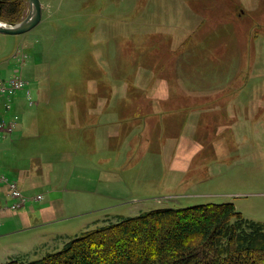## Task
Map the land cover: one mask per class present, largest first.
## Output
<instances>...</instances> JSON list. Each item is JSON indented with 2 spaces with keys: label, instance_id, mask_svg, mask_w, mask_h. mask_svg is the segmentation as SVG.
Wrapping results in <instances>:
<instances>
[{
  "label": "rangeland",
  "instance_id": "1",
  "mask_svg": "<svg viewBox=\"0 0 264 264\" xmlns=\"http://www.w3.org/2000/svg\"><path fill=\"white\" fill-rule=\"evenodd\" d=\"M40 1L43 6L42 19L34 29L27 34L15 36L0 33V79L19 75L27 82L24 90L9 96L12 110L7 116L11 119L17 117V129L9 138L18 142L30 135L25 138L26 144L16 147L19 157H35V161L40 159L45 171L54 168L56 162L58 172L55 176L64 173L60 170L63 165L64 169L73 167L77 163L76 159L81 158L87 161L86 167L91 168L87 177L92 178L85 190L82 188V191L71 193L72 195L64 193L65 188L70 190L69 186L56 189L54 187L50 190L49 187L41 185L34 189L32 193L35 196L42 195L44 200L32 201L27 205L34 207L33 214L27 217L28 228L16 233H22L17 236L22 241L20 250L35 253L37 258L24 261L39 260L47 255L48 251H60L68 240L85 231L111 222L116 223L123 217H135L140 213L161 208L233 204L235 210L246 219L264 223V42L260 33L252 35L251 50H247L246 46L241 47L234 51L235 58L233 56L227 60V57H221L224 50L214 51L210 47L207 50L202 45L196 48L195 44L198 43L214 45L215 40H209L200 32L198 33L201 36L197 37L201 41L196 40L194 30L201 19L195 11L182 5L183 0ZM215 1H219L216 3L219 6V15H215L218 22L226 18V13L234 11L238 16L243 15L242 11H248L249 17L243 21L241 30L250 31L255 25L264 22V0ZM204 4L206 3L199 2L197 10L203 9ZM190 5L195 6V3ZM29 10L30 5L24 0L20 13L14 17L21 22L28 16ZM9 19L10 16L7 20L0 21L11 24ZM224 26L222 27L225 28ZM185 29L194 33L187 36V40L184 39ZM222 38L220 34L216 40L221 41ZM230 39L231 36L227 40L232 45ZM89 46L96 48L95 55L93 49L88 50ZM89 57L94 63L100 62L101 71L84 63ZM211 58L219 59L224 69L211 70L207 65ZM196 59L203 64L195 65ZM88 66L91 67V72ZM99 73L101 81L104 80L105 83L93 84L92 78L98 79ZM92 75L94 76L91 77ZM135 77H138L137 82ZM132 79L135 82L133 84ZM97 85L102 91L121 93L130 91L132 85H138L143 91L148 85H155L159 90L182 88L190 92L200 90L203 93L228 87L232 88V91L243 92L240 95L244 97L241 100L245 110L235 103L233 119H228V108L218 114L202 109V118L197 112L196 116L193 113L190 116L181 115L178 108L170 109V114L163 115L157 114L159 110L147 104V99L135 100L127 114L114 115L117 112H108L101 117L102 122L108 124V129L114 128L118 133H121L119 128L122 125L123 140L113 139L110 144L108 138L97 144L85 143L84 152L80 150L74 154L72 163H69V157L64 161L54 158L51 165L50 158L45 155H48V151L58 155L57 151L62 146L57 144V141L64 143V139L57 137L62 125L46 122L42 119L41 110H50V115L52 112L62 111L65 101L72 100L57 94L93 91L97 89ZM28 91L31 92L33 101L39 100L41 104L47 103L41 100V96H51V104L29 107ZM257 92L260 100L252 97L253 93L255 95ZM209 99L204 98L202 101ZM183 101L179 102L185 103ZM171 105L173 106V102ZM118 111H122L121 105ZM34 118H40L38 123L45 129L39 136H35L33 130H28L29 127L33 128L31 123ZM189 121H192V125L193 122L202 123L201 130L198 127L193 135V131L189 132ZM229 122H236V129L226 130ZM69 123L73 122L67 120L66 125ZM126 125L128 128L131 126L130 128L138 129H134L131 135L130 129L125 128ZM51 128H55L52 130L57 132L51 131ZM184 129H187L189 135L188 146L183 148L179 144L171 145L174 139L182 136ZM136 132L141 143L135 154L130 153L133 155L130 157L133 162H141L133 170L137 178H128L121 184V178L113 180L107 173L102 172L101 176H98L102 167H109L118 162L119 152L125 161L126 154L132 152L131 147L134 148L130 140ZM127 134L131 136L126 139ZM158 136L160 139H157ZM52 143L55 145L52 146ZM148 147L151 151L155 149L156 153L163 149L168 150L172 158H179L183 154L193 156L185 163L172 161L169 169V166L162 164L160 155L145 153ZM19 157H16L17 161H20ZM9 159L12 158L0 157V165L6 168H3V171L7 173ZM35 161L27 166L35 167ZM179 164L187 167L182 176L174 173V168ZM127 165L129 164L126 163L125 166L128 167ZM52 174L49 177L52 180L49 181L54 185L57 181ZM169 174L171 175L168 176ZM164 175L167 180L163 179ZM74 177L68 169L63 182ZM99 192L106 195L100 196ZM51 234L52 237L58 235L52 239L48 248L41 246ZM35 241L40 245L33 246ZM2 258L0 255V259ZM1 263L7 262L0 260Z\"/></svg>",
  "mask_w": 264,
  "mask_h": 264
},
{
  "label": "crops",
  "instance_id": "2",
  "mask_svg": "<svg viewBox=\"0 0 264 264\" xmlns=\"http://www.w3.org/2000/svg\"><path fill=\"white\" fill-rule=\"evenodd\" d=\"M199 2L207 4V6H206V4H204L203 9H200V11L197 10V9H199L198 8ZM218 2L219 1L216 2L215 0H183V2H182L183 3L182 5L187 6L191 10L195 11V14H197V17L200 16L201 22L197 26V28H195V30H194L195 31L194 33L196 34V40L199 39V37H197V36H201L198 32L204 34L207 38H209V40L210 39L212 41L215 40L214 45L212 44L211 46L209 43L200 44V43H198V41L195 40L196 43H198V44H195L196 48H199V45H202V47L207 48V50L209 49V47L211 48V50H214V51L215 50H222V51L224 50V53H222L221 57L222 58L227 57V60H230V58L233 56L235 58V52L234 51H237L239 48L246 46L247 50L252 49L253 41H252L251 37L253 34H259L260 33L262 36V40L264 42V22H261L260 24L255 25V27L253 29H251L250 31L241 30V25H242L243 21L249 17L248 11H242V10L241 11L244 12L243 15L240 14V16H238L237 14L234 13L236 11H234L233 13L232 12L226 13L225 14L226 18L225 19L223 18L222 20H220V22H218L216 20V17H215V15H219V9H218L219 6H218V4H216ZM191 3L192 4L195 3V6L190 5ZM224 25H228V26H224ZM222 26H224L225 28H223ZM228 29H231L232 31H230ZM187 30L188 29H185V31H184V36H185L184 39H186L187 36L194 34L193 32L189 33ZM190 30L192 31L193 29H190ZM208 30H210V31H208ZM220 34L223 36V38L221 41H218L216 39H218V36ZM229 36H231L230 40L233 42L232 45L229 44V40H227ZM202 39H204V38H202ZM91 49H93V54L95 55L96 48H94L93 46H89L88 50H91ZM84 57H82V58H84ZM221 57H219V58H221ZM248 59H250V58L248 57ZM85 61H84V63H88V65H92L93 67H97L99 69V71H101V64L99 61L94 63V61L91 59V57L86 58ZM199 62H200L199 59L198 60L196 59L195 65H200V64L202 65L203 64L202 62H200V63ZM207 63H209L207 65H209L211 70H213V71H215V70L218 71V70H220V68L224 69V65L220 64L219 59H212L211 58L210 60H208ZM227 66H228V64H227ZM88 67H89V71L91 72L92 71L91 67L90 66H88ZM198 68H199V66H198ZM93 70L95 71V69H93ZM93 76L94 75H92L91 77H93ZM99 76H100V73H99ZM201 76H203V74H201ZM102 78H103V76H102ZM137 79H138V77H135V79H134L135 82H137ZM134 80L133 79L131 80L132 84H133ZM164 81H165V79H164ZM91 82L92 83L94 82L96 84L99 83V85L101 83H105L104 80L101 81V76L98 79L93 77ZM100 89L101 88L97 85V89L93 90V91L88 90L86 92H81L78 94L77 93L71 94L70 92L57 94L60 97H64L65 99L72 100V101H70V102L65 101V107L63 108V110L62 111L58 110L57 112L56 111L52 112L51 115H50V110H47L46 108L41 110L40 113L42 114L41 115L42 119H45L46 122H49V123L52 122V124L56 123V124L62 125V128L59 132H57L56 130H52L55 128H51V131H54V132L56 131L58 133L57 134L58 138L61 137L62 139H64V141H63L64 143L59 142V140L57 141L58 142L57 144L62 146V147H60L61 149L57 151V152H59L58 155L55 154L56 152H49V151L47 152L48 155H45V156L50 158L49 162H51V160H53L54 158H55V160L57 158V161H59V160L64 161L65 158L68 159V157H69L68 161H69V163H72L74 154H77L80 150L82 151V153L84 152L85 143L97 144L102 139H108V138H109V141H108L109 143L113 139H117V138L123 140V136L121 134L123 132V130L121 129L122 125L119 128L121 133H118V132H116L117 130H115V131L113 130L114 128L108 129V124L103 123L101 117L104 115H107L108 112H117L114 115H116V114H118V115L127 114L128 109L134 105L135 100L138 101L139 99H144V100L147 99L146 100L147 104H149L150 106L152 105V106H154V108L158 109L159 111L157 114H163V115L170 114L171 113L169 111L170 109L174 110V109L178 108L181 112V115H189L190 116V115L195 114L194 116H196L197 113H200L201 118H202V115H203L202 112H204L202 109L209 110L208 112L212 113V114H218V113H223L228 108V110H229L228 114H230L228 119H230V118L233 119L232 112H234L233 109H234L235 103L240 104V106L243 108V111L245 110L244 102L241 100L244 97L242 95H240L243 92L242 91H232V88L228 89V87L221 89V90H218V91L211 92V93H203L202 91L196 90V89H195L196 91L190 92L188 90H182V88L179 90H176V89L173 90V89H169V88L165 89V90H159V89L155 88V85H151V86L148 85L145 91L141 90L139 88V86L137 85L135 87L134 91H126L125 93L113 92L112 90L102 91ZM224 90H226V91H224ZM219 91H222V92H219ZM213 93H215V94H213ZM39 95H41V93H39ZM39 95H38V97H39ZM218 95H220V96H218ZM253 95H254V93H253ZM253 95H252V97H255V99L260 100L259 98H261V97L259 96L258 92L254 96ZM204 98H206V99L210 98V99L207 101H202ZM51 99H52L51 96H49V97L41 96V100H45L47 102L45 104L42 103L44 106H46V105L48 106L49 104H51L50 103ZM57 99H58V97H57ZM219 99H221V100H219ZM180 100H184L183 102H185V103L179 102ZM36 102H35L36 104L29 106V107H35V106L39 107L42 105L39 100H37ZM170 102L171 103L173 102V106L171 105ZM260 104H261V102L259 101V105ZM120 105L122 106V111H118V107ZM246 109H247V107H246ZM200 110H201V112H200ZM195 112H197V113H195ZM191 113H193V114H191ZM1 114H2V116L5 117V119H11V118H9V116H7L8 113H5L2 110H1ZM39 120H40V118L39 119L34 118L32 120L33 123H31L33 128L28 126L29 127L28 130L29 129L33 130V133L35 134V136H39L45 130L42 126H40V123H38V122H40ZM67 120H70L73 123H69L66 125ZM121 122H122V120H121ZM37 123H38V125H37ZM231 123L230 122L228 123L229 126L226 127V130L232 131V130L236 129V125H235L236 122H234L232 124ZM201 125H202V123L197 124L195 122H193V125H192V121H191L188 125V127H190L189 132L193 131L194 132L193 135H194L195 131L198 130V127L201 130V127H202ZM182 126H184V125H182ZM130 127L128 128L127 125L125 126V128L130 129V131H131L130 134L132 135L133 134L132 132L134 131V129H138V127H133V128H130ZM183 128L184 127H182V129ZM16 129H17V125H16L15 130L12 133H14L16 131ZM108 131H109V133L107 134ZM12 133H9L0 142V157H2V159H6L8 156H10V158H12V159H9L8 164H7V169L9 170V173L3 171V168L5 170H6V168L0 165V174L6 176L8 179L12 180L13 182H16L18 184L20 190L23 192L22 194L31 198L30 202L27 205H30V203H32V201H33L32 198L35 197V195L32 193L34 191V189H36V187H39L41 185L49 187L50 190H53L54 187L56 189V188H61L63 186H67V187L69 186L71 191L68 188H65L66 192H64V193L65 194H68V193L71 194V193H77L76 191H80V190L82 191V188H84V190H85V188H87L86 186H88L90 184L92 177L88 178L87 175H88V173L91 172V168L86 167L85 162H87V161H85L84 159H81V158L76 159L77 163H75L73 167L72 166H70V168L66 167L67 169H64L63 167H65V166L63 165V167H61L60 170H62L64 173L58 174L57 176H55V174L58 172V168L56 167V165H57L56 162H55L56 165L54 168H52V169L48 168L49 170L45 171V169H42L44 164H41L40 159L35 161V159H34L35 157H32V158H26L27 156L26 157H19V154H18L16 147H20L23 144H26L27 141L25 140V138L30 137V135H28L27 137H24L23 140H20L17 142L16 140L9 138L12 136ZM130 134H129V136H128V134L126 135V139L131 136ZM102 136H103V138H102ZM187 138H189V135L187 134V129H184V133L182 134V136L178 139H174L173 142H171V145L175 146L176 144H179L183 148H185L188 146V143H189V139H187ZM157 139H160V136H158ZM138 140H139V134L136 132L133 135V138L130 140L132 143L131 146H134V148L132 149V147H131L132 152H129L128 154H126L127 152L124 153L127 155L125 161L123 160L124 158L121 157V154L119 152L118 162L116 161L114 165H109V167H106V166L102 167L101 166L102 171L99 172L98 176H101L102 172H104L105 174L107 173L108 177L113 178V180L115 178H121V182H120L121 184L123 183V180H126L128 178H137V177H135L136 174L133 173V170L141 162H136V161L133 162V159H131V157L133 155L132 154L130 155V153L135 154V152H137V147L139 146V143H141ZM5 141H7V143ZM143 142H146V141H143ZM1 144H3V145H1ZM52 144H53L52 146L55 145V143H52ZM149 145H150V142H149L148 146ZM196 146H198V144H196ZM116 149H117V147H116ZM119 149L122 152V147H120ZM145 153L146 154H149V153L153 154L154 153L156 155L157 154L160 155L161 160H162V164L166 165L167 167L169 166V169H170V163L172 161L185 163V162L190 161L189 158H191L193 156V155L192 156L189 155L190 156L189 157L186 154H183V156H181V157L179 156V158H172L173 156L170 152H168V150L163 149V151L156 153L155 149H152V151H151L149 149V147ZM12 154H13V157H12ZM195 156H196V152H194V158H195ZM16 157H19V159L21 158L20 161H17L18 159L16 160ZM144 160H145V158H144ZM33 161H35L36 166L29 168L27 166V164L28 165H29V163L33 164ZM126 163L129 164V165H127L128 167L125 166ZM51 165H52V162H51ZM186 168L187 167L179 164L176 168H174V173L177 174L178 176H182L183 174L186 173V171H187ZM68 169H70L72 176H75V177L66 179L67 181H65V183H64L63 179H65V174H66ZM121 170H122V172H120ZM51 173H53L52 175L55 177V180L57 181V183L54 182V185H52V182L50 184V181L52 180V178L51 179L49 178ZM170 175L171 174H169L168 176H170ZM173 178H176V176H173ZM163 179L167 180L168 178H167V176H165V177H163ZM7 194H8L7 186L5 184L0 183V223H1V228H0V255L3 257L0 260H3V262H9V261H14V260L24 261V260H28V259L33 260V258H37L36 257L37 255L35 253H32V252L29 253L26 250H20V244H21L20 242H22V241H21V239L17 238V236L19 237L20 235H22V233H16V232H20V231H23V229L28 228L27 227L28 225L26 223L29 222L28 221L29 218H27V217H29V215L33 214L32 211L34 210V207H31V206L28 207L27 205H25L26 207H24V209L19 211V212L2 211L3 206L9 200ZM98 195L102 196V195H106V194H102L101 192H99ZM43 200H44V197H43L42 201ZM34 202H36V201H34ZM74 202H75V200H74ZM46 209L48 212L49 207ZM15 214H19V216L15 215ZM39 216H40V214H39ZM57 235H54V237H52V234L49 235L46 238L45 243H41V246L43 245L45 248H48V245H50V243L53 241L52 239H55ZM33 243H34L33 246L40 245V243L37 244L36 241ZM45 252H47V251H45ZM48 253H51V252L48 251L47 254ZM32 254L34 255V257H32Z\"/></svg>",
  "mask_w": 264,
  "mask_h": 264
},
{
  "label": "trees",
  "instance_id": "3",
  "mask_svg": "<svg viewBox=\"0 0 264 264\" xmlns=\"http://www.w3.org/2000/svg\"><path fill=\"white\" fill-rule=\"evenodd\" d=\"M22 2L0 0V20L10 16L11 24L19 23L14 16ZM235 209L233 204L156 209L85 231L39 260L3 264H264V223Z\"/></svg>",
  "mask_w": 264,
  "mask_h": 264
},
{
  "label": "built area",
  "instance_id": "4",
  "mask_svg": "<svg viewBox=\"0 0 264 264\" xmlns=\"http://www.w3.org/2000/svg\"><path fill=\"white\" fill-rule=\"evenodd\" d=\"M27 82H25L21 76L14 75L9 79H0V142L9 134L12 133L16 128L15 119H5L1 114V110L5 113L11 112L12 104L9 96L17 93L20 90L26 88ZM27 97L29 100V106L34 105L32 99V94L30 91L27 92ZM0 183L5 184L8 188V198L9 200L3 206L2 211L17 212L27 205L31 198L22 194L18 184L8 179L6 176L0 174ZM43 199L42 195L35 196L32 198L33 201H41ZM1 228V223H0Z\"/></svg>",
  "mask_w": 264,
  "mask_h": 264
},
{
  "label": "water",
  "instance_id": "5",
  "mask_svg": "<svg viewBox=\"0 0 264 264\" xmlns=\"http://www.w3.org/2000/svg\"><path fill=\"white\" fill-rule=\"evenodd\" d=\"M30 5V13L21 22L6 24L0 22V33L7 35H21L34 29L42 19L43 6L40 0H27Z\"/></svg>",
  "mask_w": 264,
  "mask_h": 264
},
{
  "label": "bare ground",
  "instance_id": "6",
  "mask_svg": "<svg viewBox=\"0 0 264 264\" xmlns=\"http://www.w3.org/2000/svg\"><path fill=\"white\" fill-rule=\"evenodd\" d=\"M0 22H1V21H0ZM2 23H4V22H2ZM2 23H1V24H2Z\"/></svg>",
  "mask_w": 264,
  "mask_h": 264
}]
</instances>
